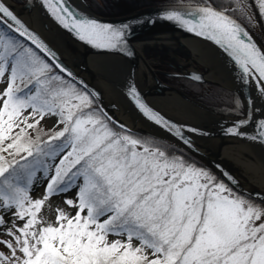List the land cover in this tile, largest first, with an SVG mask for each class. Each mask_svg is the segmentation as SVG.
<instances>
[{
	"label": "snow or ice",
	"instance_id": "1",
	"mask_svg": "<svg viewBox=\"0 0 264 264\" xmlns=\"http://www.w3.org/2000/svg\"><path fill=\"white\" fill-rule=\"evenodd\" d=\"M46 11L79 40L97 49L123 51L125 29L74 11L68 0H41ZM264 20V0H254ZM254 25L248 0L220 7L200 0L186 11L166 9L163 19L212 41L234 62L240 82L264 99V49L237 19ZM191 17V18H189ZM128 55H131L129 52ZM199 80L200 77L193 76ZM0 264H264V199L236 190L234 178L189 156L186 132L142 99L127 95L139 113L166 137L133 133L99 103L98 94L62 65L56 54L0 0ZM243 116L226 133L264 142V118ZM56 117L59 131L39 127ZM62 125V127H60ZM249 125L255 134L241 131ZM47 137V139H43ZM47 181L42 198L31 189ZM75 189L42 214L53 197ZM110 237H115L111 239Z\"/></svg>",
	"mask_w": 264,
	"mask_h": 264
},
{
	"label": "water",
	"instance_id": "2",
	"mask_svg": "<svg viewBox=\"0 0 264 264\" xmlns=\"http://www.w3.org/2000/svg\"><path fill=\"white\" fill-rule=\"evenodd\" d=\"M12 7L17 16L24 24L47 45V47L56 54L59 62L64 65L79 81H83L89 88L98 94L99 103L103 109L120 124L125 125L133 133L149 137H166L162 142L173 141L168 134L145 119L137 110L134 103L127 95L130 84H134L142 99L152 109L160 113L169 121L174 122L186 128L197 129L198 132H186L191 138L195 149L188 154L200 162L203 166L210 168L213 172L220 174L222 169L234 178L236 190L246 194L259 193L257 199H264V190L250 188L243 183L229 168L220 160L209 154V148H217L218 145H229L233 148L243 150L245 157L254 164H258L264 169V142L252 140L247 137L234 136L226 133L234 121L243 119L241 115H223L214 110H210L194 99L189 98L182 88L169 85L163 79H181L197 85H218L233 96H239L245 107L247 106V97L251 96L253 107L260 109V112L253 115V120L264 118V99H261L256 91L255 85L246 86L239 81L234 62L223 52V50L212 41L198 37L195 34L177 26L174 22L163 19L166 9L176 8L180 11H186L195 5L173 4V5H155L148 6L137 13L122 17H104L96 14L89 7L86 8L76 0H68L69 6L76 12L81 13L88 18L95 19L101 23L110 24L113 27L121 28L127 25L125 29V49L123 51L97 49L89 44L79 40L65 28H63L43 7L41 0H25L21 4L6 0ZM34 14L38 28L29 24L27 19ZM191 18V17H189ZM242 24V23H241ZM243 25V24H242ZM244 26V25H243ZM245 27V26H244ZM246 28V27H245ZM247 29V28H246ZM248 30V29H247ZM255 43L264 49L263 45L248 30ZM174 35L181 41L197 44L208 50L219 64L230 84V88L217 82H210L205 79V74L200 71L184 70L178 72L158 71L153 73L149 82L152 88H146L147 81L140 76L138 69V58L135 52L136 45L146 41L151 35ZM131 55H128V53ZM95 68L93 73L88 69ZM193 76L200 77L199 80L192 79ZM104 83L118 97L122 103V109L113 100L105 89ZM178 95L182 99L191 101L205 110L203 116L194 120L178 119L164 112L156 106L153 99L165 95ZM126 116H129L128 118ZM137 125L142 128H138ZM241 131L247 132L249 136L254 135V127L249 125L242 128Z\"/></svg>",
	"mask_w": 264,
	"mask_h": 264
},
{
	"label": "bare ground",
	"instance_id": "3",
	"mask_svg": "<svg viewBox=\"0 0 264 264\" xmlns=\"http://www.w3.org/2000/svg\"><path fill=\"white\" fill-rule=\"evenodd\" d=\"M79 4L88 8L83 0H76ZM21 4V3H17ZM30 25L38 28L34 14L27 19ZM135 52L138 58V69L142 79L144 78L146 88H152L149 82L151 76L150 70L157 74V68H153L152 62L146 59V55L150 52L164 53L171 61L176 63L178 71L184 70H197L198 66L206 69L205 79L210 82L220 83L228 88L230 84L218 62L212 54L203 47L179 40L178 37L170 34L166 35H151L148 36L146 41L136 45ZM89 71L93 73L94 67L89 63ZM197 68V69H196ZM150 69V70H149ZM105 89L113 100L122 109V103L118 97L108 88L104 83ZM156 106L161 108L167 114L183 120H194L200 118L205 113V110L191 101L182 99L178 95L170 94L163 97L153 99ZM123 110V109H122ZM127 118L129 116H126ZM138 128H142L137 125ZM210 155L217 157L227 168H229L240 180L250 188H257L264 190V169L258 164L251 163L241 149L233 148L229 145H218L217 148H209Z\"/></svg>",
	"mask_w": 264,
	"mask_h": 264
},
{
	"label": "rangeland",
	"instance_id": "4",
	"mask_svg": "<svg viewBox=\"0 0 264 264\" xmlns=\"http://www.w3.org/2000/svg\"><path fill=\"white\" fill-rule=\"evenodd\" d=\"M86 5L95 12V8L99 11L105 12L106 14H118L113 15L111 17H122V16H129L131 14L137 13L140 10L145 9L148 6H144L143 0H83ZM151 1H161V0H151ZM178 2H190L191 0H177ZM193 1V0H192ZM16 3V2H15ZM94 8V9H93ZM146 59L148 61L152 62V67L158 71H165V72H172L176 71L178 72L179 68H176V63L174 61H171L168 56L164 53H154L150 52L146 55ZM197 69V68H196ZM198 71L206 74V69L202 66H198ZM196 70V71H197ZM175 84V86L181 87L185 92H187V96L191 99L196 98H202L199 92L197 90L191 88L190 86H187V84H184V80H169ZM220 84V83H219ZM5 87L4 84H0V88ZM200 90H206L207 86H200ZM199 100V99H198ZM199 103V102H198ZM200 105V104H199ZM202 105V104H201ZM229 109H222L220 111H216L223 115H234ZM56 117H45L39 127H42L45 132L47 131H59V127H56ZM62 127V125L60 126ZM47 185V181L43 179V174L38 173L36 182L34 183L30 195L35 198H42L45 188ZM75 197V189L72 191L53 196L46 204L44 211L42 214H45L48 212V205H51L53 211L50 214L51 219H55V211L54 209L59 206L61 208H64L66 211H71V209H68L67 205L64 203L65 199H72ZM3 239H7V237H0ZM111 239H114L115 237H110ZM0 250L3 249L2 246H0Z\"/></svg>",
	"mask_w": 264,
	"mask_h": 264
},
{
	"label": "trees",
	"instance_id": "5",
	"mask_svg": "<svg viewBox=\"0 0 264 264\" xmlns=\"http://www.w3.org/2000/svg\"><path fill=\"white\" fill-rule=\"evenodd\" d=\"M12 1L16 3H22L24 0H12ZM198 2H200V0H193V1L191 0L190 2H186V3L196 5ZM213 2H214V6L220 7L221 4L226 3L227 0H213ZM143 3L144 6H155V5L178 4L179 2L177 0H161V1L143 0ZM248 3L251 4V11L255 14L256 23L254 25H249L245 20L240 19L239 16H237V19H239V21L242 24H244L264 46V20L260 18L254 0H248ZM94 10L95 13L104 17H111L113 15H118V14H106L105 12L99 11L96 8ZM184 84H187V86H190L191 88L197 90V92H199V94L202 97L201 99L199 98V102L209 109L222 110V109H229L232 107L230 101L233 95L217 85H212L210 89L207 88L206 90H200V87L196 84L190 82H184ZM43 139H47V137H43ZM189 156L192 159H194L191 155ZM194 160L198 162L196 159ZM198 163L201 164L200 162Z\"/></svg>",
	"mask_w": 264,
	"mask_h": 264
},
{
	"label": "flooded vegetation",
	"instance_id": "6",
	"mask_svg": "<svg viewBox=\"0 0 264 264\" xmlns=\"http://www.w3.org/2000/svg\"><path fill=\"white\" fill-rule=\"evenodd\" d=\"M165 81H166L168 84H170V85H172V86H175V84H173V82L169 81V79H165ZM175 87H178V86H175ZM178 88H180V87H178Z\"/></svg>",
	"mask_w": 264,
	"mask_h": 264
}]
</instances>
